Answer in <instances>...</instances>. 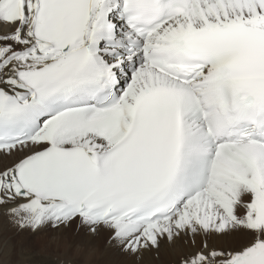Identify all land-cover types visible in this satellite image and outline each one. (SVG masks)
<instances>
[{
  "label": "snow or ice",
  "instance_id": "obj_1",
  "mask_svg": "<svg viewBox=\"0 0 264 264\" xmlns=\"http://www.w3.org/2000/svg\"><path fill=\"white\" fill-rule=\"evenodd\" d=\"M72 229L264 264V0H0V253Z\"/></svg>",
  "mask_w": 264,
  "mask_h": 264
},
{
  "label": "rangeland",
  "instance_id": "obj_2",
  "mask_svg": "<svg viewBox=\"0 0 264 264\" xmlns=\"http://www.w3.org/2000/svg\"><path fill=\"white\" fill-rule=\"evenodd\" d=\"M41 236L42 237L44 236V238H41ZM39 237H40V239H39ZM48 239H49L48 233L37 234L36 236H34L32 238L31 254L25 255V256L15 255V257H11L12 259H10V258L7 259V260H9V264H66L67 261H71L72 264H83V261L86 262L85 264H89L90 261L92 260V258H94V259L98 258L99 261L97 260L95 262H91L90 264H101L102 259L100 260L101 257L97 256L98 253H97L96 249H93L91 251V254H89V256H87L86 254L82 253L79 249H78L79 251H76V253L71 252V250L69 248H66L67 244L63 245V244L59 243L56 245H52L48 242ZM66 239L69 240V244H70V243H74L75 241L79 240L80 237H79V234L75 231V229H72V230H69L68 233L66 234ZM105 246L108 247L109 245L107 246V244L104 243L103 240H99L98 249L99 250L102 249L101 252L104 249L107 251L108 250L112 251L114 249L112 252H115V253L119 252V251H116V248L111 249L110 246H109V248H105ZM106 253H108V252H106ZM1 254L2 253H0V259H1L0 264H4V261L6 259L5 260H3V259L7 258V257H5L3 254H2L3 255L2 256ZM80 254H81V256H80ZM117 254L118 255H113V256H120V257H118L116 264H127L133 258V257H128L126 255L120 254V252ZM84 255H86V256H84ZM1 256L4 258L2 259ZM165 264H167V263H165ZM168 264H173V262L172 263L168 262Z\"/></svg>",
  "mask_w": 264,
  "mask_h": 264
},
{
  "label": "bare ground",
  "instance_id": "obj_3",
  "mask_svg": "<svg viewBox=\"0 0 264 264\" xmlns=\"http://www.w3.org/2000/svg\"><path fill=\"white\" fill-rule=\"evenodd\" d=\"M43 234V233H42ZM36 236V235H35ZM45 236V235H44ZM44 236L42 237L41 236V238H44ZM33 238V237H32ZM38 239V238H37ZM39 239H40V237H39ZM66 236L61 240V242H60V244H67V246H66V248H69L70 250H71V252H73V253H76V251H79L76 247H75V245H77L78 243H79V240H77V241H75L74 243H70L69 244V240L68 239H66ZM2 240H3V234H2V232H0V246H2ZM47 243V242H46ZM98 243H99V240H97L96 242H95V246L93 247V248H91L87 253H84V254H86L87 256H89V254H91V251L93 250V249H96V251H97V253H98V255L97 256H100L101 258H100V260L102 259V261H101V264H116L117 263V259H118V257H120V256H113V255H118L117 253H119V252H117V253H115V252H112V251H110V250H103L102 252H101V250H99L98 249ZM69 244V245H68ZM45 245V244H44ZM108 246V245H107ZM111 247V246H110ZM42 248V247H41ZM105 248H109V246L108 247H106L105 246ZM113 247H111V249H112ZM63 251V250H62ZM116 251H119L118 249H116ZM106 252H108V253H106ZM47 253V252H46ZM78 253V252H77ZM121 254V253H120ZM2 255V254H1ZM86 255H84V256H86ZM3 256V255H2ZM1 256V257H2ZM80 256H81V254H80ZM96 256V257H97ZM13 257H15V256H13ZM4 257H2V259H3ZM17 258V257H16ZM5 259H9V258H4L3 260H5ZM10 259H12V258H10ZM85 259V258H84ZM87 259V258H86ZM94 258H92V260H93ZM1 260V259H0ZM90 261V263L91 262H95V261H97L98 260V258H95L93 261ZM173 260H174V252H173V250L172 249H169V248H162L161 250H160V252H159V254L157 255L155 252H147V253H144L143 255H142V257L139 259V260H137L136 258H132L127 264H165V263H167L168 264V262H170V263H172L173 262ZM87 261V260H86ZM89 261V260H88ZM99 261V260H98ZM81 262V261H80ZM1 263V262H0ZM86 262H84L83 261V264H85ZM89 263V264H90ZM98 263V262H97Z\"/></svg>",
  "mask_w": 264,
  "mask_h": 264
}]
</instances>
